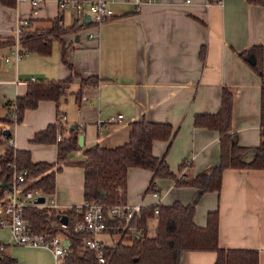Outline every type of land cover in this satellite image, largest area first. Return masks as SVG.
Returning a JSON list of instances; mask_svg holds the SVG:
<instances>
[{
  "label": "crops",
  "instance_id": "crops-1",
  "mask_svg": "<svg viewBox=\"0 0 264 264\" xmlns=\"http://www.w3.org/2000/svg\"><path fill=\"white\" fill-rule=\"evenodd\" d=\"M113 8L114 16L99 25L89 21L55 39L48 55L28 52L15 59L13 47L0 48L3 102L25 94L31 80H63L79 73L64 100L42 99L37 107L26 109L20 122L0 121L8 124L16 149L29 150L33 161L55 163L54 169L61 166L52 196L64 210L86 200L84 168L75 163L85 158L84 149L96 143L123 144L130 123L143 117L174 126L171 139L154 140L153 152L165 157L177 174L195 176L218 163L220 132L196 125L194 119L197 113L220 109L224 87L234 94V131L238 142L250 147L246 157L252 158L253 148L261 144V77L241 53L255 44L264 48V5L247 0H154L138 7L135 0H117ZM58 16L65 25L82 24L70 11L61 10L58 0H43L37 10L31 0H17L15 5L0 1V37L14 36L20 19L33 18L34 28ZM63 46L68 63L62 59ZM93 75L98 82L86 86L78 97L80 76ZM11 108L1 107V115L10 116ZM119 113L122 118L116 119ZM59 120L66 129L76 127L84 134L83 148L70 151L65 160L58 159L56 142L32 140L37 131ZM6 136H0V154L9 146ZM152 176L149 168L131 166L124 200L145 207L174 201L189 204L199 195L198 188L177 185L172 177H158L160 191H147ZM215 209L219 245L257 249L259 264H264V167L225 168L221 188L204 192L197 202L196 223L205 226L208 212ZM146 229L149 236L157 235L156 215L148 218ZM0 243L16 258L12 264H54L50 249L12 243L9 225L0 224ZM216 256L212 249H192L182 260L214 264Z\"/></svg>",
  "mask_w": 264,
  "mask_h": 264
},
{
  "label": "trees",
  "instance_id": "trees-1",
  "mask_svg": "<svg viewBox=\"0 0 264 264\" xmlns=\"http://www.w3.org/2000/svg\"><path fill=\"white\" fill-rule=\"evenodd\" d=\"M6 5H15L17 0H0ZM210 2L216 0H209ZM249 2L264 5V0H247ZM49 24L31 28L33 18L27 19L22 25L19 42L24 52H38L43 55L51 53L53 41L59 39L66 32L78 30L81 26L76 21L71 25H65L61 16L49 19ZM17 40L14 36L0 37V48L6 45L14 47ZM247 58L251 67L261 77V144L253 148L254 155L247 159L246 154L250 147L241 145L233 125L234 94L226 87L222 91L221 106L214 113H197L195 124L220 132V159L203 172L189 176L183 172L177 174L170 167L165 157H158L153 152V142L156 139L169 140L176 130L169 122H158L143 117L130 123L129 138L123 144L106 146L96 143L84 149L85 158L75 163L84 168V193L86 200H98L106 205H112L124 201V189H126L127 173L131 166H141L153 171V176L147 191H160L156 185L158 177H172L177 185H191L198 188L199 195L195 201L184 204L174 201L169 204L156 203L151 206H143L139 214L131 219L132 224L144 227L145 234L141 237L124 235L114 244H108L103 248L106 263L98 260L96 250L83 245L84 233L75 229L77 221L83 219L84 211L77 206L68 209H57L46 205L28 206L25 216L30 219L35 229L40 231L56 232L60 230L59 214L68 215V229L64 230L69 238L68 254L63 264H184L183 253L192 249H212L217 253L214 264H259V251L253 248H225L219 245V210L208 212L207 224L200 226L196 223L194 215L196 204L202 194L210 190H219L222 183L223 171L227 167H264V48L262 45H252L241 53ZM205 48L201 50L204 58ZM253 56V61L250 60ZM62 59L68 63L65 47L62 49ZM72 68V64L69 63ZM74 76H79L77 71L63 80L39 78L28 82L27 91L19 95L13 102L0 100V109L3 106L11 108L15 117H4L0 113V121L20 122L26 109L35 108L42 99L62 101L69 92V86ZM78 97L86 86L96 84L97 76L82 77ZM66 130V131H65ZM61 132L62 138L57 134ZM4 129L0 128V136ZM9 136V135H7ZM6 136V137H7ZM77 128L64 127L59 120L51 123L46 128L37 131L32 140L36 142H56L58 159L65 160L67 154L75 149L83 148L78 142ZM13 164L27 171V176L38 177L35 185L42 188L48 195L56 189L55 163L47 161H33L31 153L27 149H16L7 146L0 154V201L4 198L5 189L1 185L2 179L13 175ZM186 165L184 161L180 171ZM158 208V212L155 211ZM64 210V211H63ZM109 221L113 224L123 223L115 220L109 214ZM158 217V232L156 236L147 234V220L152 216ZM121 231V229H119ZM2 243H0L1 246ZM5 247V245H4ZM0 264H12L16 258L4 252Z\"/></svg>",
  "mask_w": 264,
  "mask_h": 264
},
{
  "label": "built area",
  "instance_id": "built-area-1",
  "mask_svg": "<svg viewBox=\"0 0 264 264\" xmlns=\"http://www.w3.org/2000/svg\"><path fill=\"white\" fill-rule=\"evenodd\" d=\"M117 0H58L59 8L63 11H70L74 18L78 21L86 23L87 14H90L89 21L99 25L105 19L114 16L115 11L113 3ZM144 1L154 0H135L139 7ZM34 10H37L43 0H31ZM27 23V19H20L14 31V37L17 42L13 47V57L19 59L28 52L22 51L19 42L22 25ZM11 116L15 117L14 111ZM116 119H121L122 114L119 113ZM114 118V119H115ZM115 119V120H116ZM61 121V120H60ZM63 123V122H62ZM9 124V123H8ZM8 124L5 128H9ZM58 139L62 138L59 131ZM9 146L15 148V140L11 135L7 136ZM13 175L8 179L10 186L4 187L5 195L0 201V224L9 225L11 228V242L20 245L39 246L51 250L54 257V264H63L64 259L68 254L69 238L66 236L64 230L68 229V220L62 221L60 218V230L56 232L40 231L35 229L29 218L25 216V209L28 206L46 205L53 208L61 209L52 194H46L41 187L35 185L38 177L27 176V171L24 168L13 164ZM40 195H45V202H37ZM143 205L140 203L130 204L126 200L106 205L98 200H85L78 208L84 211L83 219L75 224V229L85 234L82 242L83 245L96 250L98 253V260L101 263H106L103 248L108 245L107 241L100 239L102 234L115 233L131 237H141L145 234L144 227H140L131 223V219L136 214H139ZM158 212V208H155ZM65 213V212H63ZM62 214V212H61ZM67 214V213H66ZM119 221L124 219L123 223L113 224L109 221L108 215ZM121 229V231H119ZM119 239V240H120ZM1 249L4 244H1Z\"/></svg>",
  "mask_w": 264,
  "mask_h": 264
},
{
  "label": "water",
  "instance_id": "water-1",
  "mask_svg": "<svg viewBox=\"0 0 264 264\" xmlns=\"http://www.w3.org/2000/svg\"><path fill=\"white\" fill-rule=\"evenodd\" d=\"M87 20H86V22L88 23L89 22V18H90V14H87ZM250 60L251 61H253V56H250ZM74 125H72V127H73ZM9 133H10V129L9 128H4V134H6V135H9ZM78 142H79V145H83L84 144V134L83 133H80L79 134V136H78ZM247 159H251V158H248L247 157ZM1 185L3 186V187H8V186H10V182L8 181V178H7V176H5L3 179H2V181H1ZM37 202H39V203H43V202H45V195H40L38 198H37V200H36ZM59 215H61V220L62 221H67L68 220V215L66 214V213H60ZM2 254L0 253V259L2 258Z\"/></svg>",
  "mask_w": 264,
  "mask_h": 264
},
{
  "label": "rangeland",
  "instance_id": "rangeland-1",
  "mask_svg": "<svg viewBox=\"0 0 264 264\" xmlns=\"http://www.w3.org/2000/svg\"><path fill=\"white\" fill-rule=\"evenodd\" d=\"M65 11L68 12V10H65ZM68 15L69 14L67 13V16ZM6 123H9V122L7 121ZM4 125H6V124L5 123H0V128L2 129ZM120 237H121V235L118 234L117 232H115V233L103 234V235L100 236V239H103V240L107 241V244H111L112 245L115 242H117L120 239Z\"/></svg>",
  "mask_w": 264,
  "mask_h": 264
}]
</instances>
